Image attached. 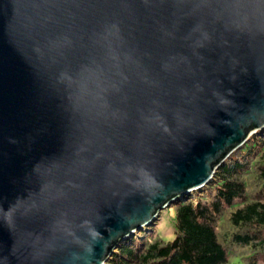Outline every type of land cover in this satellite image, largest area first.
<instances>
[{"label": "water", "instance_id": "obj_1", "mask_svg": "<svg viewBox=\"0 0 264 264\" xmlns=\"http://www.w3.org/2000/svg\"><path fill=\"white\" fill-rule=\"evenodd\" d=\"M264 132V0H0V264H106Z\"/></svg>", "mask_w": 264, "mask_h": 264}, {"label": "trees", "instance_id": "obj_2", "mask_svg": "<svg viewBox=\"0 0 264 264\" xmlns=\"http://www.w3.org/2000/svg\"><path fill=\"white\" fill-rule=\"evenodd\" d=\"M171 205L172 240L140 232L106 264H264V132L217 168L205 196Z\"/></svg>", "mask_w": 264, "mask_h": 264}, {"label": "rangeland", "instance_id": "obj_3", "mask_svg": "<svg viewBox=\"0 0 264 264\" xmlns=\"http://www.w3.org/2000/svg\"><path fill=\"white\" fill-rule=\"evenodd\" d=\"M238 150V149H237ZM233 151L225 160H229V158L232 155H235L236 151ZM206 193V187H204L201 191H194L190 193L189 195L192 197V199L201 198L202 196H205ZM172 205L170 204L168 207L161 210L157 216V218L154 220L150 228L143 232L144 234H147L148 232L153 231V235L162 237L166 240H172L173 239V231H174V220L172 215ZM151 229V230H150ZM140 232H137L134 237L138 236ZM230 264H240V262H237L236 260H232Z\"/></svg>", "mask_w": 264, "mask_h": 264}]
</instances>
